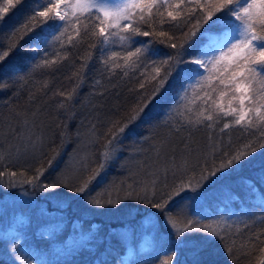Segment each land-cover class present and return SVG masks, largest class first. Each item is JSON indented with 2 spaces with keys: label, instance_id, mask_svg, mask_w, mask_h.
Returning <instances> with one entry per match:
<instances>
[{
  "label": "trees",
  "instance_id": "trees-1",
  "mask_svg": "<svg viewBox=\"0 0 264 264\" xmlns=\"http://www.w3.org/2000/svg\"><path fill=\"white\" fill-rule=\"evenodd\" d=\"M3 2L0 0V6H3ZM176 2L178 0H172V3ZM52 3L55 4L56 0H52ZM47 7L49 5L45 0H22L0 21V52L15 44L6 59L0 62V82L8 84L7 88L0 89V170L7 167L18 173L23 170L26 176H33L38 168H44L46 171L40 179L44 184H51L58 176L65 174L73 186H79L80 181L87 179L100 162L104 139L93 142L90 134L93 125L97 134L102 136L113 123L127 120L133 115L134 108L142 106L143 101L152 96L158 81L153 79L155 71L150 61L177 55L189 61L204 41L197 33L193 37L195 45L191 48L185 46L181 50L179 45L185 39V33L190 32L195 24V20L191 24L184 23L192 8H186L182 17L177 18L179 23L167 16L171 8L162 9V18L166 22L160 24L161 17L157 16L154 27L141 25L142 30L150 35L135 36V43L130 49L134 51L141 43L151 42V51L156 55H149L136 66L125 67L127 52L120 47L118 38H113L114 42L108 46L96 43L97 38L102 39L99 37V26L94 28L95 36L89 33L81 40L76 35V27L83 32V25L88 23L83 16L78 25L74 18L67 25L68 31L62 42H53L52 35L48 34L54 32L59 35L63 31V28L56 31L52 27L62 23L58 18L25 34L22 25L36 11H43ZM61 7L64 10L61 14L67 11L68 16H72L71 9ZM49 16H55V13L50 12ZM217 16L230 18V13L225 10L217 13ZM44 19L36 16L35 22L40 23ZM95 23L99 25L98 21ZM209 25H212L211 21L200 31L221 30L217 25L211 28ZM161 31L166 35L161 37ZM13 32L16 34L11 36ZM45 34H48V43L37 40V36ZM120 34L126 33L120 31ZM169 36L175 39L168 41ZM70 38L74 43L68 42ZM161 40L167 42L161 43ZM171 43H175L177 48H172ZM38 44L40 52L29 50ZM93 44L96 46L93 47ZM44 51L49 53V60L58 62L51 67H34L40 62ZM113 51L119 53L114 63L120 66L113 67L110 63L106 68L104 60ZM84 63L87 66L83 69V77L77 79L74 73L80 71ZM224 63L227 65L228 62ZM189 67L196 66L180 64L139 119L126 130L116 157L93 181L89 195L102 196L105 200L111 195L115 199L118 194L123 196L130 185L139 191L144 182L157 179L159 199L161 193H167L181 179L190 177L193 174L191 169L198 176L200 167L197 165H218L223 152L231 153L246 145H253L256 151L242 161L240 167L217 173L202 189H198V197L210 194L201 206L192 204L190 198L196 195L191 191L176 197L169 206L170 211L183 206L187 218L198 219L205 224L213 220L227 221L231 228L226 243L230 246L234 243L233 255H227L219 241L211 244L202 242L200 233L193 234L191 242L181 243L165 222L164 214L145 204L127 200L116 207L100 208L90 204L85 194L60 187L55 192L73 195L77 200L76 207L71 208L69 213L57 209L54 218L56 226H53L56 224L54 222L49 226L34 227L33 230L21 229L18 224L9 227L4 212H0V264H260L264 253L259 251V247L264 245L256 242L255 236L264 230V148L260 147L264 144V126L233 125L221 131L225 122L231 123L232 117H228L212 128H208L205 121L204 125L184 127L177 132L174 124L180 118L170 109L177 105V96L182 87L189 83L179 69ZM209 69L213 74L212 83L218 85L219 72L211 65ZM200 72L205 77L209 75L204 69H200ZM225 76L229 77L230 73ZM74 86L76 94L71 103L67 108L60 107V102L65 99L61 93L71 92ZM247 86L257 94L258 99L264 97V80L258 77L250 79ZM220 90L225 89L220 86ZM214 95L220 102L219 91ZM228 103V98L223 99L225 108ZM29 135L35 144L25 152L24 141ZM161 141H166L162 156L169 161L175 159L177 164L188 161L190 169L186 174L183 169L176 171L175 175L172 170L165 173V161L157 160L156 154ZM17 148L20 149L18 158ZM217 148L218 151L215 150ZM57 152L59 155H56ZM54 155L56 159L49 167L48 161ZM86 163L90 164L88 171L83 167ZM6 179L0 181V196L20 191L19 184L8 187ZM165 183L169 186L167 189L164 188ZM23 187L35 197L36 187L28 184ZM82 207L94 211L93 215H84L79 209ZM147 216L154 218L157 238L151 253L143 257V251L138 248L140 242H144L140 226ZM245 224L248 226L245 227ZM121 230H129L132 238L126 241ZM254 243L256 247H253Z\"/></svg>",
  "mask_w": 264,
  "mask_h": 264
},
{
  "label": "snow or ice",
  "instance_id": "snow-or-ice-1",
  "mask_svg": "<svg viewBox=\"0 0 264 264\" xmlns=\"http://www.w3.org/2000/svg\"><path fill=\"white\" fill-rule=\"evenodd\" d=\"M21 2L22 0H4L3 6H0V21ZM45 3L49 7L43 11H36L35 15L22 25L25 34L35 31L37 27L46 25L49 20L58 18L62 23L52 27L56 31L63 28V31H60L59 35H55L54 32L48 34L52 35L53 42H62L65 33L68 31L67 25L72 23L73 18L78 25L80 17L83 16L88 23L83 25V32L79 27L74 26L76 27V35L81 40L89 33L95 36L94 28L99 26V37L102 39L97 38L96 43L108 46L114 42L113 38H118L120 47L127 52L124 59L125 67L136 66L149 55H156L151 51V42L141 43L139 47H135L134 51L130 49L135 43V36L147 37L150 35L148 31L142 30L141 25L148 24L154 27L153 22L157 16L161 17L160 24L166 22L162 18V9L171 8L172 10L167 12V16L171 18V21L179 23L177 18L182 17V13L186 8H192L191 12L187 13L184 23L186 25L191 24L195 20V24L190 32L185 33V39L179 45L181 50H184L185 46L191 48L195 45L196 42L193 37L197 33H200V38L204 42L197 47L195 56L189 61L182 60L179 55L168 56L163 60L150 61V66L155 71L153 79L158 81L156 91L152 93V96L144 100L142 106L134 108L133 115L128 117L127 120L113 123L102 136L97 134L95 125H93L90 130V134L94 138L93 142L104 139V143L101 145L100 162L87 179L80 181L79 186H73L71 179L65 174L58 176L51 184L41 185L40 179L46 171L44 168H38L33 176H26L23 170L18 173L5 167L4 170H0V181L7 178L6 184L8 187H15L17 183L28 184L34 187H42L44 191L48 192H55L60 187H68L72 191L85 194L88 196L90 204L100 208L105 206L116 207L127 200L145 204L151 209L164 214L165 222L169 224L181 243L191 242L194 239L193 234L200 233L202 234V242L211 244L219 241L225 247L227 255L232 256L234 243L232 246L226 243L231 228L227 221L213 220L205 224L198 219L187 218L183 206L178 207L176 211H170L169 206L176 197L181 196L186 191H191L198 196L200 194L198 189H202L205 183L216 177L217 173H225L230 169L240 167L241 162L256 151L253 145H246L242 149L231 153L223 152L218 165L214 164L212 167H208L207 164L197 165L200 167L198 176L195 174V170L191 169L193 174L190 177L181 179L180 183L174 185L167 193H161L159 199L157 198V179L144 182L139 191L130 185L123 196L118 194L115 199L111 195L106 200L102 196L93 197L89 195V188L116 157L123 134L139 119L147 105L151 103L160 88L167 82L168 77L172 75L174 70L179 68L180 64H191L196 67L179 69L184 73V79L189 83L184 85L178 94L177 105L170 109V112L180 118L174 124L177 132L184 127L195 128L204 125L205 121L208 122L207 127L212 128L221 119H227L228 117H232V121L231 123L225 122L221 131L233 125L254 127L256 124H260L264 126V102H261L264 97L258 99L257 94L247 86L250 79L258 77L264 80V0H178L176 3H172V0H75V3H71L70 0H56L55 4L52 3V0H45ZM61 5L66 10H72L71 17L68 16L67 11L61 14L58 10ZM225 10L230 13V18L217 16V13ZM50 12H54L55 16H49ZM36 16L45 19L40 23H36ZM97 21L99 25H96L95 22ZM209 21L212 22V25L219 26L221 30L213 32L205 29L201 32L200 30ZM212 25H209V28ZM16 31H20V29ZM120 31L126 34H120ZM15 34L16 32H13L11 36ZM48 34L36 38L41 43H48ZM159 35L163 37L166 33L161 31ZM174 39L172 36L168 37V41ZM68 42L70 44L74 43L71 38ZM160 42L165 43L167 41L161 40ZM95 46L96 44H93V47ZM170 46L177 48L175 43H171ZM14 47L15 44H11L7 50L0 52V62L6 59ZM29 50L38 53L41 48L38 44L35 48ZM118 55L119 53L116 51L111 52V55L104 60L106 68L110 63L113 67L120 66L114 63V58ZM48 56L49 53L44 51L40 62L34 67H51L58 62L55 59L49 60ZM225 61L228 62L227 65H225ZM210 65L212 69L219 72L218 85L212 83L213 74L209 69ZM86 66V63L82 64L81 70L74 73L77 79H82L83 69ZM200 69L209 72V75L205 77ZM228 73H230V76L226 78L225 74ZM205 81H207V84H205ZM220 86H223L226 91L220 90ZM7 87V82H0V89ZM140 87L143 88L144 85L141 84ZM218 91L221 98L220 102L217 101L214 95ZM61 94L65 96V99L60 102V107L67 108L76 94V86L73 87L71 92ZM225 98L229 99L227 108L223 105V99ZM236 102H238V105ZM25 127H27V121H25ZM34 144L32 136L29 135L24 141V151L26 152L29 147H34ZM165 147L166 141H161L160 147L156 149L157 160L165 161L163 165L165 173L172 170L175 175L176 171L183 169L186 174L190 169L188 161L184 160L180 164H177L175 159L169 161L166 156L161 155ZM260 147L264 148V144H261ZM215 150L218 151L219 149ZM16 153L18 158L20 155L19 148L16 149ZM56 155H59V153L57 152ZM56 155L49 159V167L56 159ZM83 167L85 171L90 170V164L86 163ZM168 187L165 183L164 188L167 189ZM194 198L191 197L190 199ZM247 226L245 224V227ZM262 237H264V230H261L255 236V241L259 242L260 245H264V238ZM253 247H256L255 243ZM259 251L264 253V246L259 247ZM260 264H264V259L260 261Z\"/></svg>",
  "mask_w": 264,
  "mask_h": 264
},
{
  "label": "rangeland",
  "instance_id": "rangeland-1",
  "mask_svg": "<svg viewBox=\"0 0 264 264\" xmlns=\"http://www.w3.org/2000/svg\"><path fill=\"white\" fill-rule=\"evenodd\" d=\"M70 2L75 3V0H70ZM62 12H64V10ZM40 184L43 185L44 183L40 181ZM19 185L21 186L20 191L16 193H6L0 196V212H4V215L8 220L9 227L18 224L21 229L33 230V228L37 226H49V224L55 222L57 209H63V211L69 213V211L72 210L71 208L76 207L77 198L73 195L60 192H48L44 191L42 187H36V190H34V197L33 194L31 195L30 192L23 187L25 184ZM207 196H210V194ZM207 196L198 197L196 195L195 198L192 199V204L195 206H201L202 201L205 202ZM66 207L69 209L67 210ZM46 208H49V210ZM23 209L29 212V214H27ZM79 209L84 215L92 216L94 213V211H91L88 208L82 207ZM56 225L57 223L53 226ZM155 230L156 226L154 225V218L152 216H147L140 226V235L141 239H144V242L141 241L142 243L140 242V246L138 248L140 251H143L141 254L143 257L150 254L155 247L157 238ZM121 234L126 241L132 238L129 230H121Z\"/></svg>",
  "mask_w": 264,
  "mask_h": 264
}]
</instances>
